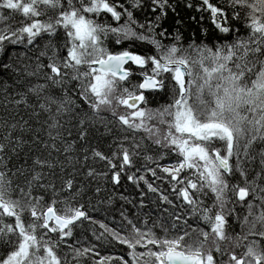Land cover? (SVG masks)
<instances>
[{"label":"snow or ice","instance_id":"1","mask_svg":"<svg viewBox=\"0 0 264 264\" xmlns=\"http://www.w3.org/2000/svg\"><path fill=\"white\" fill-rule=\"evenodd\" d=\"M180 2L0 0V54L7 57L0 69L15 74L18 89L13 94L4 85L7 116L0 117V264H81L86 257L92 264H264V0H183L201 13L192 20L202 23L207 12L223 34L211 46L184 45L175 19ZM16 16L19 27L10 22ZM241 20L247 35L232 24ZM140 44L149 50L135 51ZM17 45L34 46L38 54L9 56L8 46ZM160 93L168 102L148 107V94ZM9 105L30 110L29 118ZM69 113L79 118L81 141L92 129L112 133L113 124L131 133L114 139L109 153L84 149L83 162L90 151L105 170L89 167L87 177L142 188L141 209L145 196L155 194L163 212L151 226V217L139 225L122 212L126 226L122 221L117 230L92 218L90 201L80 202V159L70 155L75 142L60 132L59 118ZM41 115L47 127L33 128L32 118ZM58 140L73 168L60 164L63 175L50 160L61 151ZM26 147L40 154L29 167L27 158L12 165ZM230 219L239 234L230 233ZM85 221L98 225V234L92 229L97 242L126 245L131 259H92L100 255L96 244L70 243Z\"/></svg>","mask_w":264,"mask_h":264},{"label":"trees","instance_id":"2","mask_svg":"<svg viewBox=\"0 0 264 264\" xmlns=\"http://www.w3.org/2000/svg\"><path fill=\"white\" fill-rule=\"evenodd\" d=\"M110 2L116 3L120 2V0H110ZM193 2H197V0H193ZM213 3L222 5L225 0H212ZM178 15L175 16V19H180L181 24L179 25V28L183 34V43L185 46L187 44L195 42V43H204L208 44L209 46L215 44L218 42L217 37L222 36L223 34L219 33L217 30H215L214 26L211 24V20L209 17V14L207 12L203 13V21L202 23H197L196 21L192 20L191 17L195 16L197 17V20H199L201 13L197 12L195 8L189 9L184 7L183 0H181L179 7L177 8ZM247 12V9H244L241 11L242 17L245 16ZM7 15V13H5ZM137 18L143 19V14L136 13ZM229 15L231 13L229 12ZM22 17L16 16L13 21H10L13 24V27H19L21 26L20 21ZM41 19H46V17H42ZM175 19H170L168 22L169 32L170 34L174 35L177 25L175 24ZM232 24L234 27L240 28V34L241 35H247V30L243 26V20L241 21H232ZM0 27H3V24H0ZM205 30H207V35H205ZM228 40H232L233 36H228ZM167 42V41H166ZM222 42V41H219ZM43 43V42H42ZM148 45L140 44L137 45L134 49L135 51H141L145 52L149 50ZM28 52V55L30 57H34L36 54H38V49L36 47H31L30 49H26L21 45L17 46H8V55L12 56L13 53H23ZM13 59L15 57L13 56ZM7 61V57L4 54H0V63H3ZM10 62V61H9ZM46 62V61H45ZM15 74L12 72H6L2 69H0V117H6L7 112L4 108L5 103V92H4V85L8 84L11 86L12 93L17 89L15 85ZM149 104L148 107H158L161 104L168 102V97L164 95L163 93L152 95L148 94ZM79 103V101H77ZM123 109V110H122ZM9 110L13 111V114L16 115L17 113L19 115L24 116L25 119L29 118L30 110L24 109L22 106L19 109H15L13 105H9ZM120 112H124L125 109L121 108L119 110ZM105 115H108L107 113ZM19 118V116L17 117ZM109 120H112L113 118L109 115ZM47 119L46 115H41L40 117H33L31 120V123L33 125V128H40L41 125L44 126V128L47 127V125L44 123ZM60 123L63 125V128L60 129V132L62 134V138L67 143H74L73 151L70 153V155L74 158H79L80 163L75 164L76 171V187L77 188H83V192L78 199L81 203H85L86 205L89 204V201L92 206L89 208V213L92 216L93 219L108 224L109 227L116 228L117 230L121 229V222L123 221V217L121 216V213L123 212L128 219H132L134 222H137L139 225H142L144 219L151 217L149 220V226H151L152 220H155L160 214L163 212L162 206L158 205L154 201H156L155 194L149 193L144 198V204L145 207L141 209L139 207L140 205V194L142 191V188H137L131 183L127 182L126 180L122 179L121 184L119 186L113 187L112 184L107 181L103 177H87L86 172L89 167L95 168L97 171H103L104 166L100 162H95L91 159V152H88L89 160L87 164L83 162V156H84V149H91V148H98L105 153H109L110 148L109 146L113 144V140L117 138H122L124 135H131V133H123L119 130L118 125L113 124L112 127L114 131L110 134H103L104 130L101 128L99 130L92 129L89 132V137L87 141H81L78 139V126H77V120L78 117H74L72 113H69L67 115H62L60 118ZM37 120H39V123H37ZM71 133V134H69ZM40 135L43 139L47 140V134L45 131H41ZM139 135H137V139H139ZM57 145L61 148L60 152H53L52 156L50 157V160L55 162L57 164V167L53 170L57 175H63V173H60L59 165L64 164V167L67 171L71 172L73 171V168L71 165H69L65 160V153L63 152V144L61 141H57ZM27 153V157L25 155ZM40 153L36 151L35 147L31 152H28L27 147L24 149V151H21L20 155L18 157H14L12 161V165L19 167L24 164V160L27 158L29 163L28 165H25V167H29L31 164V159L35 157V155H39ZM75 163V161H73ZM162 163H166V161H162ZM150 173H148V176L150 177ZM59 185V180L56 181ZM156 183L160 187H165L163 183L160 181H156ZM96 187L101 188L100 193H96L95 189ZM67 195V194H64ZM121 197H125L126 199H121ZM63 198V197H61ZM128 201H132V203H129ZM208 203H211L210 200L207 201ZM59 207V206H58ZM98 209V210H97ZM243 214V213H242ZM123 224L126 226V221H123ZM96 228L97 234L99 232L98 225H91L88 221L84 222V227L77 229L76 232V238L69 241L70 243L74 244L76 247H89L92 244H96L97 248L96 251L99 252V256H92V259H100L104 256H111V257H124L127 260H130L131 258L128 256V249L126 245H120L118 243L113 242L112 244H100L95 240V237L92 235V229ZM231 234H239L241 229L240 225L236 223L234 220L230 219V229ZM158 234L162 235L160 233L159 229H157ZM122 234H124L122 232ZM250 237L249 239H251ZM253 239V238H252ZM79 241L77 243L76 241ZM143 249H138V251H142ZM63 251H67V249H62L61 254H63ZM244 250L242 248L236 249L237 254H242ZM91 255V254H90ZM224 260L227 259V257L223 258ZM81 264H92V261L90 259L82 258ZM118 264V262H117Z\"/></svg>","mask_w":264,"mask_h":264},{"label":"rangeland","instance_id":"3","mask_svg":"<svg viewBox=\"0 0 264 264\" xmlns=\"http://www.w3.org/2000/svg\"><path fill=\"white\" fill-rule=\"evenodd\" d=\"M141 106L143 107V105H141ZM151 108H155V107H151ZM120 110H121V109H120ZM122 110H123V109H122ZM251 239H252V238H251ZM251 239H250V240H251Z\"/></svg>","mask_w":264,"mask_h":264},{"label":"bare ground","instance_id":"4","mask_svg":"<svg viewBox=\"0 0 264 264\" xmlns=\"http://www.w3.org/2000/svg\"><path fill=\"white\" fill-rule=\"evenodd\" d=\"M243 249V248H242ZM244 250V249H243Z\"/></svg>","mask_w":264,"mask_h":264}]
</instances>
